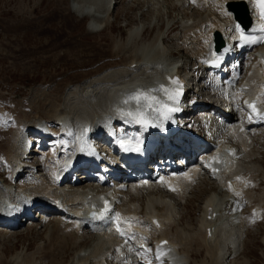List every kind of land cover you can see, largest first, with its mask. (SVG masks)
<instances>
[{
    "label": "bare ground",
    "instance_id": "6f19581e",
    "mask_svg": "<svg viewBox=\"0 0 264 264\" xmlns=\"http://www.w3.org/2000/svg\"><path fill=\"white\" fill-rule=\"evenodd\" d=\"M185 1L200 16L190 19L184 15L186 19L181 18L177 23L172 24L168 30L174 29L175 24H179L182 28V35L177 38V41L185 54H192V56L188 55L189 65H194L198 61L197 59L204 60L209 56L215 33H219L226 42L229 50L228 54L230 55L234 52L235 37L233 30L235 21L232 13H230L231 7L229 5L234 2H244L248 6L250 14H252L254 0ZM57 2L62 9L61 14L65 16L72 14L79 20L87 19L86 31L88 33L99 34L111 26L110 19L115 9L116 0H58ZM205 5H207V8L204 7ZM145 32V27H136L129 31L125 41L114 39L112 33L109 32L112 42L108 55H110V58L119 55L121 61L100 74L93 75L77 85L68 87L61 101L58 103L53 102L54 107H49L48 111H46L48 114L47 121L37 117L34 121H32L33 119L29 120L31 122L25 123L24 127L22 126L24 130H20L19 133L17 131L16 136L12 137L14 139H12L9 146L6 145L8 150H4L5 152L2 153L9 165V175L12 178L19 179L27 172H30L32 178L30 180H33L37 187H31L32 189L21 188L15 193V187H11L7 184L8 182L4 181L3 185H0V210L4 208L2 203L7 202L12 207H21L20 197H24L26 200L24 205L26 214L21 217L20 222L24 218L28 219V215L37 210L41 211L39 213L42 215L56 214L48 211V209L35 207L32 204L34 198L45 202L51 201L56 204L58 209L61 206L67 210L68 214H71L72 225L65 227L62 226L61 221L56 222L48 236L47 244L42 248H38L39 254L44 257L48 255L51 258V264H59L55 258L57 254L65 253L67 246L79 245L80 234L83 229L81 226L85 223L94 231L99 240L95 244L94 249H92V253L88 256H82L81 253H77V256L73 258L70 264H90L89 259L91 257L95 260V264H105L110 252L113 254V249H118L117 254L119 256L120 253L125 252V245L127 244L125 241L129 242L131 240L127 245L146 241L145 237L151 231L157 247L156 252L162 257L169 258L171 264H189L192 249L196 252L204 250L208 262L204 261L202 264H224L228 249H231L235 255L239 254L241 249L243 250L247 231L245 218L239 211H234L232 216L226 217V213L222 212V201L223 198L225 201L227 200L226 207L229 202H231V206L234 205V201L241 204L239 197L242 195L244 200L253 203L255 196L251 192L247 193L246 191L251 188L255 189V185L259 186L257 184L258 180H260H257L258 175H262L264 181V168L252 163L256 155V152L253 151V139L255 136L253 137L252 133L257 132L260 127L264 128V116L258 118L248 116V119L243 121L244 113L238 108H233L240 105L242 97L245 98V103H249L250 100L256 98L259 101V107L260 105L264 106V47L255 51V59L252 62L248 76L242 79L239 89L224 90L230 99L228 105L231 107V113L229 116L223 117L228 125L224 126L221 131V135H225L224 137L229 135L228 143L220 141L224 138H218L214 148L215 152L220 156L221 164H216L211 158L206 163L208 170H205L198 164L193 163V159H191L189 161L190 168L181 173L179 177L166 181L164 183L165 188L161 191L154 184H147L148 182L144 180L141 181L142 186L129 181V188H126V192L132 193V196H128V205L116 213V216L119 214L117 226H113V222H111V225L106 226L107 221L94 224L92 220L88 219L89 213L94 212L95 203L98 199L107 198L111 200L112 198V200H117L119 198L114 194L115 190H117L116 188H113V191L110 188L108 192L95 193L92 188L84 185L91 181L85 177H80L75 183L74 189L67 188L70 179L65 174L67 172L65 163L68 157L72 156L71 152L65 151V149L60 147L58 149L59 154L49 158L47 163L48 173L46 177L44 176L46 180L43 179L42 175L38 174L37 168L36 170H27L24 166L23 160L26 154V145L29 146L27 137L37 140V137H39L37 130L44 126H56L50 124L52 123L50 121L56 120L54 123L61 124L65 130L79 125V127L84 126L85 131L93 132L95 129H103L105 124L113 122L123 111H130L134 108L136 103H132L130 91L137 90L141 92L142 100L145 101L144 104L148 105L147 111L155 120L168 105H176L177 99L184 97V95H180L181 93L174 89L173 83L168 79L163 81L162 88L169 99H158L153 95L156 92L154 90L155 81L160 78V74H172L173 68L176 67L175 64H178V62L175 60V55L173 57V54L165 46V43L169 42L163 38L161 32L157 33L149 42L145 44L139 43V39L143 37ZM224 52L225 50L221 54ZM242 56L244 55L236 54L234 58L228 59L227 62L229 63L233 59H240ZM188 86L189 83L182 86V88L187 90ZM135 113L138 116L142 115L137 110ZM197 113L205 118L210 128L216 126L215 121H211L217 118L212 115L211 107L203 108ZM26 119L28 120V118ZM217 124L219 125L218 122ZM96 125L98 126L95 127ZM33 135L36 137H33ZM96 141L100 140L97 139ZM54 145L55 142H51L50 146L53 147ZM229 150L234 154L228 155ZM207 153L204 152L202 158L211 156V154L208 155ZM242 161H247L248 164ZM215 166L220 170L219 174L213 172ZM205 173L209 175L210 179L217 182L218 192L221 195L224 193L227 195L228 193V196L222 198L217 197L215 194L209 196L205 201V209L197 226L198 228L194 232L188 233L177 226L180 213L178 204L175 203V199L173 200L172 196L175 195L180 201H185L191 185ZM142 189H145L146 193L145 203L144 199H142ZM128 197L126 198L128 199ZM230 197H234V201ZM141 202L143 203L141 204ZM260 202H262L261 205H264L263 199L260 198L259 204L255 205L256 208L253 211L256 218L259 215H264L259 208ZM30 204H32V209L31 212H28ZM143 207L145 209L141 215ZM210 208L216 214L214 220L207 219L208 209ZM93 220L95 223L98 221L97 219ZM18 226L19 224L15 225L14 228L7 226L5 228L16 229ZM148 227L150 228L149 230ZM131 233L133 235H130ZM119 234L122 236L119 237ZM162 241L166 242L163 246L161 245ZM131 254L133 253L131 252ZM118 256H116L115 262L137 264L133 259L131 261H121ZM32 258L33 256L30 258L31 260L27 261L31 262L30 264H35ZM18 261L19 258L17 257L15 262L17 263Z\"/></svg>",
    "mask_w": 264,
    "mask_h": 264
},
{
    "label": "rangeland",
    "instance_id": "374dc122",
    "mask_svg": "<svg viewBox=\"0 0 264 264\" xmlns=\"http://www.w3.org/2000/svg\"><path fill=\"white\" fill-rule=\"evenodd\" d=\"M57 1L0 0V152L2 150L0 181H6L8 184L10 170L2 153L8 150L7 146L14 139L12 137L16 136L17 131L19 133L20 130H24V124L31 122L29 121L31 119L34 121L36 117L47 121L46 111L49 107H54L53 102L61 101L68 87L100 74L121 61L119 55L112 58L108 55L112 42L109 32L112 33L114 39L125 41L130 30L145 27L146 32L139 39V43L145 44L157 33L161 32L164 36L168 27L177 23L181 18L195 19L200 16L183 0H116L115 9L111 14L110 28L99 34H92L86 31L87 19L79 20L72 14L67 16L61 14L62 9ZM178 1L183 3L181 7L178 6L180 4ZM181 31L180 25L175 24L174 29H170L166 40L169 43L165 45L173 57L175 55V60L178 59L180 63L187 62L188 55L192 56L190 53L185 54L178 45L177 38L182 35ZM254 58V55L250 53L243 60L245 77L248 76ZM198 66L200 65L196 62L192 68L196 69ZM185 74L190 78V82L198 87L210 85L212 80L210 77L203 82L206 74L201 70L190 73L185 69ZM50 122L56 125L52 126L56 133L61 131L54 123L56 120ZM215 124L220 126L217 122ZM256 133L259 135L255 138L253 134L256 143L254 146L253 141V151L256 150V157L252 163L264 168V132L257 131ZM33 137L36 136L33 135ZM40 144L41 141L35 142L33 146L38 153L35 154L33 164L46 180L49 158L59 153L57 147L43 148ZM70 145L68 142L65 143L66 147ZM242 162L248 164L247 161ZM242 165L244 166L243 163ZM258 177L259 186L255 189L251 188L253 191H246L255 196L254 203H249L242 198V205L238 209L235 205L230 206L231 202L228 203L226 209L228 212L225 211L226 217L232 216L234 211H241L247 220V234L243 250L241 249L239 254L235 255L229 249L224 264H264V215L255 220L252 215L255 204L257 202L259 204L260 198L263 199L264 204V181L262 175ZM28 178L29 176L25 175L15 183L19 184V188L37 187L34 183H30L32 181ZM84 185L92 187V184L85 183ZM68 187L71 186L68 185ZM190 189L184 202L172 197L179 204L181 219L177 226L188 233L198 228L208 196L213 192L219 193L214 181L206 176ZM220 196L225 197L226 195ZM122 207L124 205H119L118 210ZM263 207L264 205H260L259 208L264 213ZM143 213L142 208L141 215ZM58 221H61L62 226L65 227L72 225V220H65L64 217L55 214H33L30 219L21 222L16 229L12 230L0 225V264H15L17 257L19 261L16 264H30L31 262L27 260L32 256L35 264H51V258L48 255L44 257L39 254L38 248L47 244L51 229ZM149 237L152 251L154 240H152V234ZM98 240L95 233L84 230L81 233L79 245L67 246L65 253L57 254L55 260L59 264H70L77 253H82L83 250H86V253H92ZM128 254L130 256V253ZM190 254L189 264L208 262L204 250L196 252L192 249ZM134 258L136 259L137 256Z\"/></svg>",
    "mask_w": 264,
    "mask_h": 264
},
{
    "label": "snow or ice",
    "instance_id": "6c2138e0",
    "mask_svg": "<svg viewBox=\"0 0 264 264\" xmlns=\"http://www.w3.org/2000/svg\"><path fill=\"white\" fill-rule=\"evenodd\" d=\"M261 8H262V11H261V16L262 18H264V0H261ZM242 40H246L247 38L243 35V33H241V37H240ZM176 83H179L178 81H176ZM139 102V101H138ZM108 211V208L105 207V209L102 210L101 212V215H103L105 212ZM117 218H119V214H117ZM123 234V233H121Z\"/></svg>",
    "mask_w": 264,
    "mask_h": 264
}]
</instances>
